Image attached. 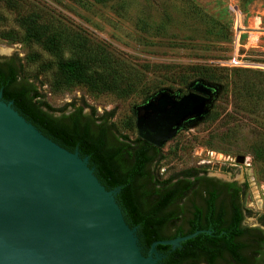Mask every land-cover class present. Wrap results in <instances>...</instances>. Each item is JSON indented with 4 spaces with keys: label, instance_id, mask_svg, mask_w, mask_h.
I'll list each match as a JSON object with an SVG mask.
<instances>
[{
    "label": "rangeland",
    "instance_id": "374dc122",
    "mask_svg": "<svg viewBox=\"0 0 264 264\" xmlns=\"http://www.w3.org/2000/svg\"><path fill=\"white\" fill-rule=\"evenodd\" d=\"M27 14H36L48 30L102 52L121 78L110 88L103 79L94 89L55 87L53 56L24 39L18 26L19 17ZM237 15L247 25L254 17L261 19L263 30L244 58L264 62V0H0V59L16 55L51 106L75 102L97 115L113 111L111 122L132 138L137 135L133 106L146 94L160 87L183 94L194 69L225 68L220 63L233 53L229 34ZM5 48L9 51L2 52ZM71 54L67 48L64 55ZM255 79L259 86L244 103L236 97L233 71L221 73L216 82L224 88H218L208 117L168 140L159 166L164 167L162 178L195 167L210 177L247 183L243 203L251 215L243 223L264 230L259 222L264 218V76ZM237 156L245 162H237Z\"/></svg>",
    "mask_w": 264,
    "mask_h": 264
},
{
    "label": "trees",
    "instance_id": "16d2710c",
    "mask_svg": "<svg viewBox=\"0 0 264 264\" xmlns=\"http://www.w3.org/2000/svg\"><path fill=\"white\" fill-rule=\"evenodd\" d=\"M18 26L24 39L36 42L53 56L55 87L80 84L94 89L103 79L106 88H110L122 76L102 52L83 40L73 41L48 30L36 14L19 17ZM231 35L230 32L229 41ZM67 48L72 54L66 57ZM33 59H37L36 55H32ZM215 68L194 69L192 81L201 80L221 90L224 87L216 79L221 73L233 71L236 97L244 103L245 97L259 86L255 78L264 76L249 68ZM162 88L166 87L146 94L143 102ZM0 93L42 134L88 158V165L101 184L116 190V202L128 225L136 228L144 252L153 241L200 231L175 248L158 244V264H264V230L242 224L245 216L251 215L243 203L247 183L222 181L195 167L162 178V147L118 131L111 122L113 111L97 115L93 108L85 112L87 106L75 102L60 108L51 106L33 79L23 73L16 55L0 59ZM189 125L184 123L182 129ZM259 222L264 224V218L259 217Z\"/></svg>",
    "mask_w": 264,
    "mask_h": 264
},
{
    "label": "water",
    "instance_id": "95a60500",
    "mask_svg": "<svg viewBox=\"0 0 264 264\" xmlns=\"http://www.w3.org/2000/svg\"><path fill=\"white\" fill-rule=\"evenodd\" d=\"M217 91L201 80L183 94L157 90L133 106L137 136L162 147L210 112ZM115 193L87 157L42 134L0 93V264H158V244L175 248L200 232L153 241L144 252Z\"/></svg>",
    "mask_w": 264,
    "mask_h": 264
},
{
    "label": "built area",
    "instance_id": "2783aa9c",
    "mask_svg": "<svg viewBox=\"0 0 264 264\" xmlns=\"http://www.w3.org/2000/svg\"><path fill=\"white\" fill-rule=\"evenodd\" d=\"M239 14V13H237ZM261 29V19L259 17H254L252 23L247 25L245 20L241 15H237L232 22V44H233V53L223 60L220 64L227 68H263L264 62L251 61L245 59V51L248 47L252 46L257 42L258 34ZM243 54V55H242ZM245 162V160L243 161ZM242 162V163H243ZM164 167L160 169V173H163ZM262 202L261 204H263Z\"/></svg>",
    "mask_w": 264,
    "mask_h": 264
},
{
    "label": "flooded vegetation",
    "instance_id": "af4514ba",
    "mask_svg": "<svg viewBox=\"0 0 264 264\" xmlns=\"http://www.w3.org/2000/svg\"><path fill=\"white\" fill-rule=\"evenodd\" d=\"M187 91V90H186ZM216 98V97H215ZM215 98H214V100H215ZM84 111H85V109H84ZM221 180V179H220ZM222 181H226V180H222ZM233 181H236V180H233ZM236 182H238V181H236ZM239 183V182H238ZM239 184H241V183H239ZM244 221V220H243ZM243 221H242V224L244 225V223H243Z\"/></svg>",
    "mask_w": 264,
    "mask_h": 264
},
{
    "label": "bare ground",
    "instance_id": "6f19581e",
    "mask_svg": "<svg viewBox=\"0 0 264 264\" xmlns=\"http://www.w3.org/2000/svg\"><path fill=\"white\" fill-rule=\"evenodd\" d=\"M2 52H8L9 49L5 48V49H1Z\"/></svg>",
    "mask_w": 264,
    "mask_h": 264
}]
</instances>
